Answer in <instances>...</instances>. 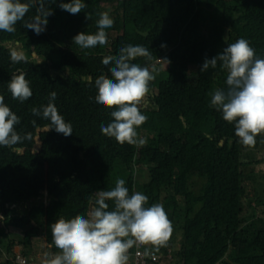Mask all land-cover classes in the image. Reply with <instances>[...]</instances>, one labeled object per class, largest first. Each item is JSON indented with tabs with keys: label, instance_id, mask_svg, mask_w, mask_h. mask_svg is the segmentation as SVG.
Returning a JSON list of instances; mask_svg holds the SVG:
<instances>
[{
	"label": "trees",
	"instance_id": "16d2710c",
	"mask_svg": "<svg viewBox=\"0 0 264 264\" xmlns=\"http://www.w3.org/2000/svg\"><path fill=\"white\" fill-rule=\"evenodd\" d=\"M60 2L50 5L54 14L41 34L24 28L23 21L13 34L0 32V95L20 117L16 130L32 136L13 147L0 146V255L10 228L22 229L27 237L43 234L53 245L51 224L58 217H87L97 193L115 186L116 174L130 194L148 197L146 206L162 204L181 229L182 247L174 254L170 250V264H264V212L252 206L246 216L242 201L241 142L234 123L210 103L216 89L226 88L227 70L218 62L215 69L200 71L205 58L238 38L264 58V0H84L87 7L76 15L62 10ZM104 11L114 20L105 29L108 43L80 48L72 38L79 32L94 34ZM33 15L31 10L25 20ZM12 41L35 43L33 50L24 51L27 63L11 62L7 44ZM128 44L152 53L151 61L137 58L134 63L148 67L165 62L149 82V106L148 101L140 105L147 120L136 130L150 136L141 147L103 135L100 126L112 121L114 109L95 101L96 77H111L114 66L103 65V57L117 56ZM19 71L26 73L32 89L24 102L8 90ZM52 91L59 113L72 125L70 136L46 131L49 121L32 114L33 107L48 103ZM36 141L35 154L16 150L31 149ZM137 166L147 176L138 184ZM193 177L203 179L197 194L190 188ZM106 203L111 210L113 201ZM170 243L159 251L167 254ZM0 264L14 263L5 256Z\"/></svg>",
	"mask_w": 264,
	"mask_h": 264
},
{
	"label": "clouds",
	"instance_id": "9594fccd",
	"mask_svg": "<svg viewBox=\"0 0 264 264\" xmlns=\"http://www.w3.org/2000/svg\"><path fill=\"white\" fill-rule=\"evenodd\" d=\"M56 0H0V32L13 34L16 25L23 21V27L39 35L46 30L48 17L53 15L50 7ZM59 7L72 15L87 7L84 0H61ZM34 10V15L25 20ZM96 21L97 31L79 32L72 41L82 49H91L108 43L105 29L111 28L114 20L107 11L100 12ZM86 19L90 16L85 14ZM161 47H164L162 44ZM13 64L28 62L25 52L17 47L10 50ZM137 58L152 60V53L143 45L128 44L119 49L117 56H105L102 64L109 68L111 77L101 74L96 77L95 101L109 109L113 118L107 125H101L103 135L114 138L118 143L141 147L147 140L139 137L137 128L144 124L147 116L140 110L141 102L149 92V82L158 71L155 64L151 70L133 61ZM170 63L167 59H164ZM40 62V61H39ZM218 62L227 70L226 88H218L211 94L210 103L222 112L223 119L234 123L235 135L244 146H254L256 136L264 133V58L244 38H238L213 56L205 58L200 67L204 72L215 69ZM8 90L14 100L24 102L32 96L26 73L19 71L11 76ZM57 93H49L48 103L42 108L31 109L34 116L49 121L46 131L55 130L64 136L72 135V125L59 113L54 101ZM20 117L4 102L0 95V146L13 147L23 140H31L30 133L23 136L16 130ZM126 181L118 178L111 190L99 191L95 207L87 217L76 215L72 219L58 217L51 224L52 242L57 252H45L40 264H127L128 251L136 244L151 245L159 251L169 241L173 226L160 203L149 206L148 197L141 192L129 193ZM106 201H113L109 210ZM146 255L149 253L146 252Z\"/></svg>",
	"mask_w": 264,
	"mask_h": 264
},
{
	"label": "rangeland",
	"instance_id": "374dc122",
	"mask_svg": "<svg viewBox=\"0 0 264 264\" xmlns=\"http://www.w3.org/2000/svg\"><path fill=\"white\" fill-rule=\"evenodd\" d=\"M10 49L13 47H17L23 51L26 50H33L35 47V43L33 44L30 42V45L27 46L26 42L23 43L22 41H12L7 44ZM35 57V55H33ZM40 61V62H39ZM159 61V60H158ZM156 61L155 66L159 70L165 64L164 61ZM42 60L38 59V63H42ZM158 62V63H157ZM151 66H148L151 70ZM158 72V71H157ZM154 73V74H157ZM149 100V95L147 94L141 104L144 101ZM147 104V102L145 103ZM144 106V105H143ZM149 106V101H148ZM139 137L145 138L147 141L150 136L145 132H139ZM39 147V141H36L34 146L31 149H21L17 148V151L26 152L29 154H35ZM241 160H242V172L245 176V194L242 199L244 206L247 209L246 216H248L255 208L257 213L260 210L264 212V133L256 136V143L254 146H244L241 143ZM118 177L116 174L112 176V180L116 181ZM147 180V176L145 171L143 170L142 166L136 167L135 172V181L136 183H142L143 181ZM203 183V179L199 177H193L190 180V188L191 190L197 194L201 184ZM29 204H27L28 206ZM24 206L19 207V211H22ZM92 207L89 211H91ZM261 218H264V213L261 215ZM176 223L172 224L173 231L170 237L171 243L169 244V249L174 254V250H180L182 247V233L181 229L175 225ZM29 227V225H27ZM4 232L0 233V237H2ZM3 245H8L6 249L1 250V257L3 259L5 255H9L13 252H19L23 254L26 258H28V262L26 264H40L41 258L45 252L55 253L58 249L55 248L54 244L49 246L45 241V237L43 234H40L36 237H27L24 235V231L19 228H10L8 232V238H3ZM11 241V242H9ZM173 256L167 255L166 257L161 258L160 264H170L172 261Z\"/></svg>",
	"mask_w": 264,
	"mask_h": 264
},
{
	"label": "built area",
	"instance_id": "2783aa9c",
	"mask_svg": "<svg viewBox=\"0 0 264 264\" xmlns=\"http://www.w3.org/2000/svg\"><path fill=\"white\" fill-rule=\"evenodd\" d=\"M167 251V254H162L161 251L152 249L151 245L136 244L128 251L129 259L127 264H160L161 258L169 255L170 249H167ZM146 252L149 254L146 255ZM5 256L11 259L14 264H26L29 261L28 258L19 252H13Z\"/></svg>",
	"mask_w": 264,
	"mask_h": 264
},
{
	"label": "water",
	"instance_id": "95a60500",
	"mask_svg": "<svg viewBox=\"0 0 264 264\" xmlns=\"http://www.w3.org/2000/svg\"><path fill=\"white\" fill-rule=\"evenodd\" d=\"M46 65V63L43 61L42 63H40L39 65ZM39 145H40V142H39Z\"/></svg>",
	"mask_w": 264,
	"mask_h": 264
}]
</instances>
